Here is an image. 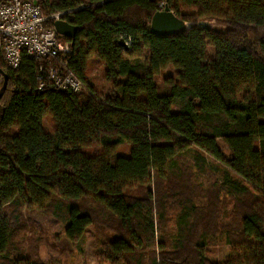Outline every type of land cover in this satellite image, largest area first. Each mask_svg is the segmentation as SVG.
Segmentation results:
<instances>
[{
	"label": "trees",
	"instance_id": "1",
	"mask_svg": "<svg viewBox=\"0 0 264 264\" xmlns=\"http://www.w3.org/2000/svg\"><path fill=\"white\" fill-rule=\"evenodd\" d=\"M162 6L185 31L150 33ZM40 9L65 13L77 28L72 41L59 40L85 90L39 91V62L30 58L6 70L0 264H45L12 242L22 211L33 208L63 223L68 241L89 227L112 234L98 251L103 264H264V0H44ZM144 51L145 62L131 61ZM91 56L112 87L103 97L84 79ZM168 69L174 76L159 81ZM121 145L130 146L127 156L115 152ZM93 146L104 151L85 153ZM185 154L200 174L210 157L221 181L205 191L192 185V173L179 167ZM171 206L170 238L158 227ZM217 237L230 249L223 262L205 255Z\"/></svg>",
	"mask_w": 264,
	"mask_h": 264
},
{
	"label": "rangeland",
	"instance_id": "2",
	"mask_svg": "<svg viewBox=\"0 0 264 264\" xmlns=\"http://www.w3.org/2000/svg\"><path fill=\"white\" fill-rule=\"evenodd\" d=\"M207 53L211 58L214 50L207 48ZM148 52L144 51L139 59H131L132 62H145ZM5 72L7 69L3 67ZM175 71L168 69L160 73L157 78L161 81L165 77L174 76ZM84 79L86 84L92 88L95 95L99 97L105 96L111 85L105 80V68L103 64L95 57L91 56L87 60L86 69L84 71ZM2 86V78L0 76V88ZM83 88V92H84ZM43 128L47 133H52L54 126L49 116L43 119ZM129 145H121L115 149L117 154L127 156L129 153ZM222 149L224 147L222 146ZM89 155L101 154L104 149L99 146L88 147L84 149ZM191 155L185 154L181 159L179 167L189 170L192 173L191 183L200 190H209L221 181L222 170L218 167L210 157L207 159V167L204 173L200 174L195 171L191 165ZM220 200H227L221 195ZM223 208V213L228 214L231 210L230 203ZM177 208L171 206L167 211L165 221L158 228L167 233L170 238L175 232V215ZM65 225L60 221L47 216L37 209L23 210L20 218V225L12 240L13 245L17 248V253L27 258H33L45 264H103L98 259V251L108 240L114 239L112 234H101L93 227H89L83 237L78 241H68L64 237ZM13 252L12 255L16 254ZM206 257L211 261L223 262L229 257L230 249L226 246L223 237H217L209 241V245L205 250Z\"/></svg>",
	"mask_w": 264,
	"mask_h": 264
},
{
	"label": "built area",
	"instance_id": "3",
	"mask_svg": "<svg viewBox=\"0 0 264 264\" xmlns=\"http://www.w3.org/2000/svg\"><path fill=\"white\" fill-rule=\"evenodd\" d=\"M42 1L0 0V59L7 70H17L24 57L39 62V91L81 93L84 86L68 66L71 48L53 28L54 22L64 21L65 13L43 15ZM49 21L52 27L47 26Z\"/></svg>",
	"mask_w": 264,
	"mask_h": 264
},
{
	"label": "water",
	"instance_id": "4",
	"mask_svg": "<svg viewBox=\"0 0 264 264\" xmlns=\"http://www.w3.org/2000/svg\"><path fill=\"white\" fill-rule=\"evenodd\" d=\"M208 26V24L204 22L199 23V27L203 28ZM53 28L56 33L67 39L73 40L76 33L77 28L71 26L69 23L59 20L54 22ZM186 30V24L182 20L178 19L167 6L163 8L162 11H158L154 14L150 23V33L152 35H156L158 37H171L179 32ZM119 44L126 48L124 40H119ZM0 76L2 78V86L0 88V99L2 98L8 83V75L7 73L0 68Z\"/></svg>",
	"mask_w": 264,
	"mask_h": 264
},
{
	"label": "bare ground",
	"instance_id": "5",
	"mask_svg": "<svg viewBox=\"0 0 264 264\" xmlns=\"http://www.w3.org/2000/svg\"><path fill=\"white\" fill-rule=\"evenodd\" d=\"M125 43V46H128V44H126V42H124Z\"/></svg>",
	"mask_w": 264,
	"mask_h": 264
}]
</instances>
